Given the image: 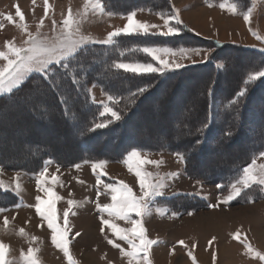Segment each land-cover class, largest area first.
<instances>
[{
	"label": "rangeland",
	"instance_id": "374dc122",
	"mask_svg": "<svg viewBox=\"0 0 264 264\" xmlns=\"http://www.w3.org/2000/svg\"><path fill=\"white\" fill-rule=\"evenodd\" d=\"M208 1L212 4L224 2V0ZM234 2L237 3V10L233 13L226 7V12L230 14L226 18L230 21H226L224 26H220L221 19L219 17H214L219 26L214 24L210 26L209 33L211 34V31H213L214 33L223 34L221 39L224 41H213L217 43H229L227 42L229 37L224 35L229 31L230 35L236 39L235 42L237 40H243L244 42L264 44V0H234ZM94 3H96V0H47L46 15L45 0H0V51H8L6 43L9 41L16 47H26L24 41L28 39L29 34L34 36L38 34L40 37H47L50 40L54 39L61 32L63 20L68 17L69 11H71L73 20L76 21L72 26L74 32L78 31L80 35L90 36L95 40L105 39L107 33L111 32L107 30L109 27L107 24L110 18L104 15L106 9L101 12L99 8L93 6ZM169 4L171 11H162L165 14L173 11V5L170 0ZM17 5H19L21 11L24 13V21H21L16 16ZM248 8H252V12L250 14V20L246 22L244 13L247 12ZM130 11L154 14L159 18L156 19V22L158 20V24H163V19L158 15L160 12H152L145 8L132 9L124 14L112 15L117 17L126 16ZM8 14L13 16L14 22L6 19V15ZM53 21H55V26L53 25ZM171 23L174 24V21ZM179 27L181 28L179 34L183 33L185 29L189 30L183 24L179 25ZM216 28L217 31H215ZM205 30L208 31V28L205 27ZM204 39L212 40L209 38ZM93 44L100 43H88L86 46ZM239 45L243 46L242 44ZM172 48L200 50L199 54H181L177 51L175 55H169L167 57V59L174 60L185 66L187 63H192L197 59L206 61L210 55L205 59V54L209 50L210 54L216 52L215 48L211 45H207L206 47L175 45ZM123 62L129 61L123 60ZM6 63V60L0 58V67H4ZM231 66L239 68L241 64L234 63ZM231 73H233L232 70ZM196 76L183 81L177 88V91L173 94L171 93V97L163 101L165 106L162 108L163 119L157 118L155 115L157 112V102L161 100V91L157 92L156 94L158 95H155L154 98L149 99L150 109L135 119L141 123V126L136 129V134L150 143L160 142L162 138L161 135L156 133L149 135V137L146 136L145 130L147 128L153 133L159 128L167 131L174 127L173 129L176 130L174 139L188 135L190 133L189 125L199 117L198 111L191 112L190 110L191 115L188 118L186 116L188 125H180L175 128V124L181 118L185 104L188 106L189 104L195 105L200 102L201 96L199 93L190 95L186 91L187 89H191L194 81L198 79ZM225 83H228V81L226 80ZM89 87L92 88L91 94L94 95L96 104L99 105L101 101L107 102V94L101 91L98 86L91 85ZM220 93L219 91L218 94ZM30 94V96L24 95L27 97V101H30L29 99L34 95L33 92H30ZM42 96V99H47V93L42 94ZM35 108H40V102L36 105L6 106L0 110V153L4 155V159L7 162L25 163L33 156V149L45 148L50 144L60 147L59 154H63L65 149L75 150L71 140V137H73L71 133L74 127L70 129L67 123L56 122L52 127L31 124L29 121L28 124L26 122L23 123L26 120L25 116L31 114V110L35 111ZM48 108L50 112L55 114L53 102L48 101ZM43 115H36L35 117L39 121L47 120L48 117ZM106 148L111 149V146L107 145ZM241 149H243V146L239 149H235L234 147L233 150H229L225 154L230 157L236 156L241 152ZM140 151L142 159L161 161L159 165L141 163V172L152 173L153 175L149 177L152 181L164 177L165 183V187L161 189L163 195L155 197L150 202L151 215H145L142 218L136 217L135 214H130V219H122L116 215L109 216L107 212H101L97 208V204L114 203L111 199L113 193L106 187L107 184H115L117 187H121L119 181H123L132 189L133 194H140L139 178L135 174L136 161H132L133 167L130 170L128 164L125 163L126 155L119 161L103 160L106 162L103 168L96 169L95 172L92 168L93 162L80 163L78 164L80 165L79 168L75 166L60 168L57 167V164L51 162L48 165L52 168H48V172L44 177L40 176V172L43 169L38 173L36 172L37 174L30 175V173L25 171L10 170L0 166V180L4 182V189H0L8 192L15 199H19V204L21 205L14 209L19 200L16 204L11 200V205L4 207L3 209L5 210L0 212V241L7 246L6 260L8 264H27L24 255L27 244H32L34 248L36 246V250L39 249L37 254L43 260L42 264H70L65 254L62 257L49 255V252L46 255L41 254L40 245L42 244L39 243V239L42 237L43 241L44 239L46 240V233L50 234L48 230L51 229L48 228L46 219L43 218L46 222L47 231L42 229V225H40V228L37 227L36 220L33 219L32 212L37 213L34 207L37 203V196H40L44 200H51L57 220L59 217L60 220L64 219L63 213L70 207L68 201H76L77 204L71 207L68 220L70 218L78 220L94 218L95 226L93 228L98 230L99 223H101V228H104L103 234L106 233L105 235L108 237L110 235L107 233L109 231L112 233L113 231L110 226L102 223L101 216L104 219H110L119 228L125 229H131L133 227L132 220L140 219L147 230L146 234L148 237L157 240V243L149 249L148 258L151 264H154L153 260H157V258H159V261H161L160 258L163 261L165 258V264H167L168 260L171 264H264V260H261L257 255V252L264 254V191L260 190L259 185H253L251 188L245 189L240 197H237L229 203H220L219 207H209V204L214 205L218 201H223L229 194V185L231 183L224 189H220L216 184H206L195 177L189 176L185 171V161L179 159L175 153L150 150ZM220 152L221 150L219 149L207 152L205 159L195 165L196 170L203 174L215 173L216 170H212L213 167L210 166L211 163L208 158L214 155H220ZM260 153L255 155L248 164L250 165L255 161L254 167L257 170L260 165H264V157H261ZM194 154H197V151ZM101 173H106V175H101ZM176 173L178 175H169ZM98 178L100 183H97ZM38 181L40 182L39 187ZM198 181L202 183H198ZM17 182L20 184L19 190H16ZM46 188L51 189L55 195L49 197L45 191ZM171 197H175V199L169 200L168 198ZM188 198L199 199L202 202L197 201L189 205ZM250 200L251 202H249ZM158 209L160 211H157ZM189 212L193 214L188 215ZM5 217L8 220L7 225L4 223ZM118 222H123L124 225L119 226L117 224ZM58 226L62 227L61 224H58ZM107 227L110 229L109 231L106 230ZM21 229L24 231L21 232ZM96 229L94 231L97 234ZM237 231L241 233L240 240L234 239L233 234ZM87 236L83 237L82 234L80 238L81 242L78 240L75 243L88 245ZM113 236L118 239L114 241L120 244L121 248L128 249L127 241L120 240L114 232ZM33 237H36V239H33ZM47 237L51 238L50 235ZM212 237L216 239L212 245H209L208 241ZM69 240L71 256L77 261V264H85L86 262L84 263L79 260L75 250H73L74 240L71 238ZM181 240L184 241L183 245L178 243ZM95 241L97 246L104 243L97 235ZM108 241V244L106 243L108 245L106 256L103 254L104 250L102 252L103 246L101 247L100 245L101 248L96 251L97 255L98 253L100 255L96 257L97 262H105L106 264H129V258L122 253L121 249L114 247ZM247 244L252 246V252L248 251ZM189 252L192 253V256L188 255ZM214 253L216 255L215 261L213 260ZM192 257H195V260ZM84 258L85 261H88L85 256ZM37 259L40 261V258ZM134 264H147V262L138 258Z\"/></svg>",
	"mask_w": 264,
	"mask_h": 264
},
{
	"label": "trees",
	"instance_id": "16d2710c",
	"mask_svg": "<svg viewBox=\"0 0 264 264\" xmlns=\"http://www.w3.org/2000/svg\"><path fill=\"white\" fill-rule=\"evenodd\" d=\"M102 3L106 11L112 14H124L137 8H145L152 12L171 11L169 0H102ZM150 44L170 47L211 45L216 52L211 53L203 63L166 71L164 74L133 75L123 71L117 72L111 68V62L118 59L150 62V58L141 52L128 51L123 57L119 55L123 46L134 47ZM77 60L82 62L84 72L87 73V83L85 84L84 79L81 78V85L77 86V91L72 88L67 78L62 81L63 87L70 89L67 111L56 101L55 94L49 89L41 75L36 73L28 76L22 86L12 93L0 96L1 110L6 106L36 105L43 98L42 94L47 93V100L54 104L55 114L50 112L49 108L46 113H42L40 108H35V111L31 110V114L25 116L26 120L23 123L28 124L29 121L31 124L49 127L54 126L56 122L67 123L70 129L74 127L71 140L75 150L65 149L63 154H59L60 147L50 144L45 148L33 149V156L25 163L7 162L4 155L0 153L1 167L36 173L47 160L61 167H67L81 162L119 161L133 148L175 154L179 152L184 155L185 171L189 176L206 184L222 185L220 189H224L240 176L242 169L255 155L264 151V78L245 84L250 72L264 67V51L260 48L234 43H217L201 38L185 29L183 33L172 36L122 35L117 38L115 45L93 44L82 48L73 58V63ZM234 63L241 64V67H232L231 64ZM53 70L58 73L63 71L56 65L53 66ZM195 76L198 79L194 81L191 89L186 91L190 95L199 93L200 102L195 105L189 104V107L185 104L182 116L175 124V128L187 124L186 116L188 118L191 115L190 110L191 112L198 111L199 117L189 125L190 133L174 139L176 135L174 127L167 131L159 128L153 133L147 128L146 136L149 137L155 133L161 135V141L156 143L147 142L137 135L136 129L141 126V123L135 119L150 109L148 100L161 91V100L157 102L155 115L163 119L162 108L165 107L163 101L169 99L171 93L176 92L183 81ZM226 80L228 83H225ZM91 85L98 86L107 95L111 93L115 96L119 102L113 106L121 112L122 116L119 121L95 131L90 130L92 123L103 122L107 117L99 115L101 107L93 103L85 91ZM141 87L146 90L134 95ZM245 88L247 89L245 95L240 97L236 104H232L237 93ZM219 91L220 94H218ZM30 92L34 95L29 99L30 101H27L24 95L30 96ZM36 115H43L48 119L39 121ZM204 124L210 127L204 128ZM225 131H230L232 135L225 136ZM107 145L111 146V149L106 148ZM233 146L235 149L243 146L244 150L241 149L236 156H227L225 153L233 150ZM214 149L221 150L220 155L208 158L216 174L199 173L195 165L205 159L207 152L214 151ZM195 151L197 154H194ZM168 199L173 200L175 197ZM11 200L15 204L18 201L11 194L0 189V208L11 205ZM188 200L189 205L201 201L193 198H188Z\"/></svg>",
	"mask_w": 264,
	"mask_h": 264
},
{
	"label": "snow or ice",
	"instance_id": "6c2138e0",
	"mask_svg": "<svg viewBox=\"0 0 264 264\" xmlns=\"http://www.w3.org/2000/svg\"><path fill=\"white\" fill-rule=\"evenodd\" d=\"M45 14L47 15V0ZM95 8H99L101 12L105 11L102 0H96V3L93 5ZM220 7L228 8L229 11L235 13L237 10V3L234 0H224L220 3ZM252 8H248L247 12L244 13V19L246 22L250 20V14ZM110 15L112 13H109ZM158 15L163 19L164 27L166 31H157L152 32L151 29H159V25L148 24L147 22L138 21L135 19L136 12L130 11L127 14V23L123 28H116L115 30L108 32L106 38L103 40H95L90 36L80 35L78 31H73L72 26L76 21L73 20L71 11L66 19L63 20V28L61 32L54 38L49 39L47 37H40L37 35L29 34L28 39L24 41L26 47H16L14 44L9 41L6 43L8 51H0V58H3L7 61L4 67H0V95L5 93L10 94L15 89H18L26 81V78L32 74H40L41 78L45 83L48 84L49 89L56 96V101L67 111L70 99V89L64 88L62 81L67 78L71 83L73 89H77L78 85H81V78L84 79L85 84L87 83V73L84 72L83 64L81 61L77 60L73 63V58L77 56L79 51L85 47L88 43H100L103 45H115L117 43V38L122 35H177L181 31L179 25L183 21L179 17V10L173 9L171 13L165 14L164 12L158 13ZM16 16L19 17L21 21H24V13L21 11L19 5L16 6ZM6 19L10 22L13 21V16L11 14L6 15ZM174 21V24L171 23ZM55 26V21H53ZM26 30V27H25ZM256 34V33H254ZM258 38H260L258 36ZM141 52L145 56L151 58V62H142V61H129L123 62L122 60H114L111 62V68L115 69L117 72L123 71L124 73H131L133 75H144L151 73L164 74L166 71H172L185 67L181 63H177L174 60H169L167 57L169 55H175L177 51L181 54L195 53L199 54V49H174L166 45H140V46H123L120 50L119 55L123 57L126 52ZM264 51V49H261ZM210 55V50L205 54V59ZM59 66L63 71L58 73L53 70V66ZM264 78V67H261L259 70L250 72L247 75L245 84L251 83L257 79ZM39 87V86H37ZM146 88L141 87L137 89V93H142ZM246 88L239 91L236 95V99L232 100V104H236L238 99L245 95ZM78 91V89H77ZM85 91L90 95V99L95 103V97L92 95V88H86ZM211 94V90H209ZM119 101L111 93L107 95V102H99V106L102 107V111L99 113L101 117H107L103 122L92 123L90 130L95 131L96 129L106 128L109 124L119 121L122 116L121 112L117 110L113 105ZM48 109L47 99L40 100V111L46 113ZM204 128L210 127L208 124L203 125ZM225 136H231L230 131H225ZM200 143V141H197ZM176 155L179 159L183 160L184 155L177 152ZM261 157H264V152L260 153ZM136 161L135 174L139 178L140 194H133L132 189L125 184L123 181H119L121 187H117L115 184H107L106 187L111 190L113 193L111 199L114 203L100 205L97 204V208L101 212H107L109 216L116 215L122 219H130V214H135L136 217H144L145 215H151L150 202L157 196L163 195L161 189L165 187L164 177H161L159 180L152 181L149 179L153 174L148 172H141L140 164H156L159 165L161 161H153L148 159L141 158V151L138 148H133L126 154L125 163L128 164L130 170L132 169V161ZM51 163V161H45V165ZM106 162L103 160L96 161L92 163L93 171L96 169H102ZM255 161L252 164L244 167L242 169L241 175L235 179L229 185L230 191L229 194L223 199V201H218L217 204H209V207H219L220 203H229L235 200L237 197L241 196V193L245 189L251 188L253 185H259L260 190L264 191V165H260L257 170L254 165ZM76 168H79L80 165H75ZM48 172L47 166L43 168L40 172V176L44 177ZM101 175H106V173H101ZM158 175V174H157ZM169 175H178L169 174ZM55 179V177H53ZM97 183H100L99 178ZM198 183H202L198 181ZM40 182L38 181V187ZM218 188L222 185H217ZM0 188H4V182L0 180ZM20 189V184L16 183V190ZM5 190H7L5 188ZM45 191L48 193L49 197L54 196L55 194L51 189L46 188ZM37 203L34 205L36 212L47 221V226L52 230L51 240L52 243L59 249H61L69 260L70 264H77V261L73 259L69 250V231L68 227L69 221V212L71 207L77 204L76 201L69 200V209H66L63 213L64 226H58L57 216L51 203V200H44L40 196L36 197ZM251 202V200L249 201ZM5 209L0 208V212H3ZM157 211H160L159 209ZM192 212H189L188 215H192ZM175 215V213H174ZM101 221L104 225L110 226L115 235L120 239L127 241L128 249L121 248V245L116 243L114 240H109L110 244H113L114 247L120 248L122 253L129 258V264H134L135 261L139 258L140 260L146 261L147 264H151V261L148 258L149 249L157 243V240L151 239L146 234V229L141 223L140 219L132 220L131 223L133 227L131 229L119 228L115 223L110 219H104L101 216ZM5 225H7V217L4 219ZM21 232L24 230L21 229ZM104 231V228H101V232ZM78 236L79 233H76ZM234 239L240 240L241 233L237 231L233 234ZM36 239V237H33ZM215 237H212L208 241L209 245H212ZM179 244L183 245L184 241H178ZM247 249L249 252L253 251V248L250 244H247ZM6 249L7 246L0 241V264H8L6 260ZM34 250L32 248L28 249V254L26 256L27 264H40V261L35 257ZM189 256H192V253H188ZM257 255L261 260H264V254L257 252ZM195 260V257H192ZM216 255L213 254V260L215 261Z\"/></svg>",
	"mask_w": 264,
	"mask_h": 264
},
{
	"label": "crops",
	"instance_id": "0c3cea01",
	"mask_svg": "<svg viewBox=\"0 0 264 264\" xmlns=\"http://www.w3.org/2000/svg\"><path fill=\"white\" fill-rule=\"evenodd\" d=\"M170 1L172 2L173 9L179 10V17L183 21L182 24L185 25V27H187L191 32H193L197 36H201L203 38H209L212 40L224 41L221 39L223 34H219L217 32L214 33L213 31H211V34L209 33V27L210 26H213V24L216 26H219L218 22L215 21V18L219 17L221 19L220 26H224L226 21L227 22L230 21V20H227V18H226V16L229 14L226 12V8L222 9L220 7V3H222V2L212 4L208 0H170ZM104 15H105V17L110 18V21L107 24V26H109L107 28V30H109V31H113L116 28H123V26L127 23V15L117 17V16L112 15V14L110 15L106 11H105ZM215 15H217V16H215ZM157 18H158V16H155L154 14L140 13L139 11L136 13V16H135V19L138 21L147 22L148 24H154V25L160 26L159 29H151L152 32L166 31L167 29L164 27V24H162V25L158 24V20L156 22ZM203 20H205V21H203ZM203 23H205V24H203ZM234 23H236V22H234ZM205 27L208 28V31L205 30ZM215 31H217V28L215 29ZM224 35L229 37V40H227V42H229V43H232V41H234V43H239V44H242L243 46H246V47H256V48L264 49V44H262V43H250V42H244L243 40L242 41L237 40L235 42L236 39L232 35H230L229 31H227ZM161 36H163V35H161ZM169 36H171V35H169ZM203 61H205V60H203V59L198 60L197 59L196 61H194L192 63H187L186 66L199 64V63H202ZM47 161H49V160H47ZM51 162H53V161H51ZM81 163H91V162H81ZM78 164H80V163H78ZM78 164H75V165H78ZM75 165H73V166H75ZM44 166H45V162L39 171H41ZM46 166H47V168H50V169L52 168L48 164ZM73 166H71V167H73ZM57 167L66 168V167H61L59 165H57ZM37 173H30V175H34ZM19 203H20V200L15 205L14 209L18 208V206H21ZM32 204H35V203H32ZM32 214H33V219L36 220L37 227L40 228V225H42V229L47 231L45 220L42 217H40L38 215V213L32 212ZM92 219H94V218H92ZM92 219L88 218L87 220H78V219L70 218L68 220L69 221L68 227L70 228L68 235H69V238L74 240L73 241V250H75L76 256L78 257L79 260H81L84 263L86 262L85 264H98V263L99 264H106L105 262L104 263L97 262L96 257L99 255V253L97 255L96 251L99 250L103 246L102 252L104 250L103 254H104V256H106L107 251H108L107 240H118V239L113 236V232L111 233L109 231L110 229L108 227L106 228V230L109 231L107 234H109L110 237L105 235L106 233L103 234V232H101V223H99L100 226L98 227V230L95 228L97 230V234H96L94 231L95 229L93 228L95 226V219L94 220H92ZM63 221H64V219L60 220V217H59V219L57 220V224H61L63 226ZM117 224L119 226L124 225L123 222H118ZM43 226H45V227H43ZM48 231L50 234L46 233L47 236L48 235L52 236L51 235L52 231L51 230H48ZM76 233H79V235L77 236ZM82 234H83V237L88 235L87 236L88 237V245H86V244L79 245L80 243H78V244L75 243V241H78V240L81 242L80 238H81ZM96 235L98 237H100V239L102 241H104V243L102 245L98 243L99 246H97V243L95 241ZM47 236H46V240L43 237L44 241L42 240V237L39 239V243L42 244V245H40L41 254L43 253L46 255V253L49 252V255H55L58 257H62L64 252L61 249L57 248L52 243L51 238H49ZM100 245H101V247H100ZM104 245L106 246L105 248H104ZM81 246L83 249L81 248ZM29 248L36 250V246L34 248V246L32 244H27L25 247V252H24L25 257L28 254ZM38 252H39V249H37V251L34 252V255L36 258H40V264H42L43 260L41 259V257H39V254H37ZM85 254H87L90 257V258H87L88 261H85V258H84ZM160 260L161 261H159V258H157V260H153V262H154V264H165V260H166L165 258H164V261L162 258H160ZM62 261L64 262L63 259H62ZM167 264H171L169 260H168Z\"/></svg>",
	"mask_w": 264,
	"mask_h": 264
},
{
	"label": "bare ground",
	"instance_id": "6f19581e",
	"mask_svg": "<svg viewBox=\"0 0 264 264\" xmlns=\"http://www.w3.org/2000/svg\"><path fill=\"white\" fill-rule=\"evenodd\" d=\"M260 236H261V235H260ZM85 257H86V259H87V258H89V256H88V255H85Z\"/></svg>",
	"mask_w": 264,
	"mask_h": 264
}]
</instances>
